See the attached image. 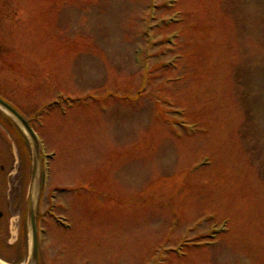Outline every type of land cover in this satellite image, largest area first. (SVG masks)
<instances>
[{"label": "rangeland", "instance_id": "1", "mask_svg": "<svg viewBox=\"0 0 264 264\" xmlns=\"http://www.w3.org/2000/svg\"><path fill=\"white\" fill-rule=\"evenodd\" d=\"M0 95L53 155L39 264H264V0H0ZM21 136L2 113L5 264L29 263Z\"/></svg>", "mask_w": 264, "mask_h": 264}, {"label": "water", "instance_id": "2", "mask_svg": "<svg viewBox=\"0 0 264 264\" xmlns=\"http://www.w3.org/2000/svg\"><path fill=\"white\" fill-rule=\"evenodd\" d=\"M0 108L4 110L6 113H8L22 127L24 132L31 139L33 147H34V156H35V159H37L38 157L37 144H36L35 137L32 131L28 127L27 122H25L11 107H9L6 103H4L1 100H0ZM33 174H34V168H33ZM28 215H29L30 229H31V247L29 250V263L28 264H37V242H36V233H35V226H34L33 203L31 200H29Z\"/></svg>", "mask_w": 264, "mask_h": 264}]
</instances>
